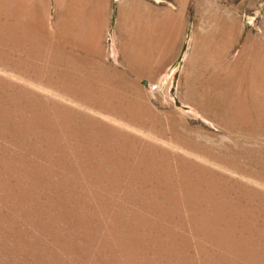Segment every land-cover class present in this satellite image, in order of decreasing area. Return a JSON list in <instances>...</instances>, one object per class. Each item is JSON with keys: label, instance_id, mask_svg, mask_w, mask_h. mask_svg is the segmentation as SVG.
Here are the masks:
<instances>
[{"label": "rangeland", "instance_id": "374dc122", "mask_svg": "<svg viewBox=\"0 0 264 264\" xmlns=\"http://www.w3.org/2000/svg\"><path fill=\"white\" fill-rule=\"evenodd\" d=\"M0 264H264V0H0Z\"/></svg>", "mask_w": 264, "mask_h": 264}, {"label": "crops", "instance_id": "0c3cea01", "mask_svg": "<svg viewBox=\"0 0 264 264\" xmlns=\"http://www.w3.org/2000/svg\"><path fill=\"white\" fill-rule=\"evenodd\" d=\"M155 14V22L162 23L163 26H167L169 28L170 26V9H162V10H154Z\"/></svg>", "mask_w": 264, "mask_h": 264}]
</instances>
